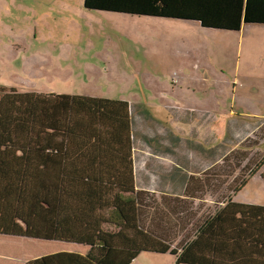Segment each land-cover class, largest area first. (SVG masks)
I'll list each match as a JSON object with an SVG mask.
<instances>
[{
	"label": "trees",
	"instance_id": "1",
	"mask_svg": "<svg viewBox=\"0 0 264 264\" xmlns=\"http://www.w3.org/2000/svg\"><path fill=\"white\" fill-rule=\"evenodd\" d=\"M83 7L229 32L264 26V0ZM186 116L180 125L197 120L203 134H175L174 112L159 121L157 109L152 116L131 101L0 86V236L169 255L174 264H264V207L232 200L263 167L264 139L231 143L228 123H245L226 120L221 136L214 115Z\"/></svg>",
	"mask_w": 264,
	"mask_h": 264
},
{
	"label": "rangeland",
	"instance_id": "2",
	"mask_svg": "<svg viewBox=\"0 0 264 264\" xmlns=\"http://www.w3.org/2000/svg\"><path fill=\"white\" fill-rule=\"evenodd\" d=\"M83 2L0 0L1 87L131 101L152 116L157 109L161 120L167 105L176 109L170 127L188 137L203 134V128L194 119L192 126L180 125L190 120L184 110H198L207 100L206 108L222 117L216 123L221 136L228 119L246 124L228 123L231 143L250 134L264 139V125L251 124L253 118L264 120V26L204 29L192 21L87 11ZM212 134L207 127L205 135ZM255 175L232 200L264 206V180L255 182ZM121 252L126 251L0 236V255H39L41 264H174L169 255ZM116 255L119 260L112 261Z\"/></svg>",
	"mask_w": 264,
	"mask_h": 264
},
{
	"label": "crops",
	"instance_id": "3",
	"mask_svg": "<svg viewBox=\"0 0 264 264\" xmlns=\"http://www.w3.org/2000/svg\"><path fill=\"white\" fill-rule=\"evenodd\" d=\"M207 105V100H204L202 105L198 108V110H188V109H185L184 111L186 113L188 112H200L202 114H211V115H214L216 118H217V121L220 120L221 118L219 117V115L214 112L215 110H213L212 107L209 106V109L206 108ZM165 110L167 112H174L176 111V109L174 108H170L168 107L167 105L165 106ZM158 114H161V112H158ZM168 117V113L165 114V118L164 120H166V118ZM257 119V118H254V120ZM259 121L262 120V119H258ZM159 121H163L161 119H159ZM264 121V120H263ZM142 154V152H140ZM152 153V152H151ZM264 173V170L261 168L257 174L255 175L254 177V180H257L255 182L257 183H260V177L262 176V174ZM257 178V179H256ZM248 184V183H247ZM246 184V186H247ZM213 199H211L209 202H212ZM235 203L237 204H245V205H256V206H261V207H264L262 204H260L259 202L255 201V200H248L247 198H241L240 200H233ZM9 240H13V239H9ZM87 248H90V247H87ZM95 248V247H94ZM121 253H124V254H128V255H131L132 253H128V252H121ZM39 255H34V256H29V257H23V258H17L15 256H12V255H9V256H3V255H0V259L2 261L3 264H16L15 262H18L20 264H28L27 263V260H34V264H41L42 261L40 259H36ZM116 260H119V256L116 255L112 258V261H116Z\"/></svg>",
	"mask_w": 264,
	"mask_h": 264
},
{
	"label": "built area",
	"instance_id": "4",
	"mask_svg": "<svg viewBox=\"0 0 264 264\" xmlns=\"http://www.w3.org/2000/svg\"><path fill=\"white\" fill-rule=\"evenodd\" d=\"M133 259H131V261H132Z\"/></svg>",
	"mask_w": 264,
	"mask_h": 264
}]
</instances>
